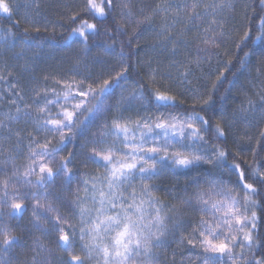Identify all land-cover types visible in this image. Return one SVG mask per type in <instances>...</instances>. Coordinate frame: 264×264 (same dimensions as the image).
I'll list each match as a JSON object with an SVG mask.
<instances>
[{
  "label": "snow or ice",
  "instance_id": "6c2138e0",
  "mask_svg": "<svg viewBox=\"0 0 264 264\" xmlns=\"http://www.w3.org/2000/svg\"><path fill=\"white\" fill-rule=\"evenodd\" d=\"M33 3L38 14L39 4L35 0ZM259 4L264 12V0H259ZM105 6L109 10L116 7L114 0H102V4L86 0L81 9L85 15L99 18V26L89 23L79 12L67 17L69 37H78L85 52L91 50V40L105 53L116 54L117 36H123L124 32L117 21H114L113 27L105 25L110 15ZM232 7L231 0H213L212 3L206 0H169L164 5H158L154 13H164L166 21L163 30L157 33L164 41L160 46V55L171 59L173 67L190 71L192 64L199 66L200 53L207 56L224 42V24L217 17L224 8ZM0 13L12 19L13 9L6 0H0ZM257 15L260 19L259 34L253 37L251 26L245 25L243 34L235 41L237 50L242 51L255 41L264 42V15ZM23 19L29 27H24L21 32L13 31L20 26V20H14L12 26L0 34V45L5 46V51L20 47L21 51L14 55L15 59L22 58L28 48L42 47L34 43L30 35L32 31L39 33L42 27L44 32L51 31L53 37L55 35V25L45 22L38 26L36 19L28 15ZM149 19L145 17V20ZM177 24H183L184 28L177 31ZM193 31V39H187ZM101 37L104 39L101 40ZM193 41H199L204 46L197 47L196 60L181 62L176 59L181 48H188ZM47 43L54 44L55 40ZM131 44L132 38H129L119 45L118 55L122 62L119 71L113 69L107 73V78L93 79L85 66L89 74L75 81L78 92L73 93L71 85H68L69 90L63 96L53 90L55 99H50L47 94L35 93L39 97L34 101L38 110H27V106L22 110L16 106L15 115L9 114L7 120L0 121V138L8 141L14 138L13 151L16 153L15 156L5 155L0 147V157L4 160L3 166H0V176L4 177L0 180V252L27 248L28 237L35 229L56 237L60 255L52 256L49 252V256L42 260L33 256L31 264H89L93 259L97 264H160V250L169 247L177 237L181 244L186 241L193 248L198 245L196 259L199 264H264V238L258 232L257 213L251 211L261 206L254 199L260 195V189L247 182L240 163L234 158L230 161L231 153L217 143L221 138L226 139L227 129L233 127L238 118L243 121L249 119L248 115L238 116L237 112L229 117L222 108L216 107L214 96L223 73L217 76V83L212 85L211 90L197 97L199 110L194 104L191 109L179 111L185 101H178L177 95L157 80L158 75L163 79L159 66L146 74L150 84L145 83L140 73L136 72L132 91L125 96L127 88L122 87L121 82L127 83L132 77L136 67L132 56L142 51L137 47L135 52L130 51L126 56L124 49H131ZM253 54L254 50L250 49L244 52V57ZM258 55L260 62L264 63V49ZM125 58L128 63H123ZM151 63L149 60V67ZM227 63L231 65L232 61ZM241 63H246V60ZM78 65L79 61L69 72L79 75ZM180 75L183 83L187 80L188 71ZM168 78L171 79L170 74ZM12 87L13 95L23 99L15 91V86ZM116 88H121L119 98L115 103H108ZM41 101L43 106H40ZM12 104L15 106L16 100ZM51 106L62 108L55 118L51 117ZM145 108H153L158 114L140 115L137 111L135 119L124 115L134 109ZM218 111L221 115L213 123V114ZM253 111L254 107L249 102V108H241L239 113ZM85 113L87 116L79 119ZM109 113H112L110 120ZM260 119L264 121V96ZM96 120L100 121L98 131L79 144L78 137L83 135L81 126ZM21 122L31 123L36 133H50L53 139L58 135L59 141L53 143V139L46 135L42 142L26 128L13 127ZM74 129L78 131L74 132ZM65 130L72 135L66 136ZM261 136L264 137V133ZM24 140L28 141L26 152ZM68 144L73 145V150L67 156L61 155ZM77 148L81 149L80 155L83 156L80 163H93L102 167L104 172L81 179L76 167ZM21 159L25 162L17 163ZM9 162L11 174L7 170ZM202 165H209L220 173L235 172L243 195H233V187L226 184L222 176H214L208 169L200 172ZM165 169L196 170L199 173L185 182V196L181 198L183 209L200 214L194 227L184 222L180 208L162 203L153 195L159 189L149 182ZM204 175L212 177L204 181L207 187L201 182ZM251 175L264 186V172L253 169ZM74 180L83 185L84 196L79 195V188L74 200L56 194L57 181L61 187L70 188ZM136 181L140 182L139 192L135 188ZM193 186L195 191L188 195L189 187ZM61 207L65 211H61ZM29 210L31 218L27 225L16 226L24 235H13L14 229L4 224V218L22 220ZM188 228L191 232L185 236ZM45 251L48 250L41 249V252ZM172 255L175 264V252ZM181 264H184L183 258ZM188 264L193 262L189 260Z\"/></svg>",
  "mask_w": 264,
  "mask_h": 264
},
{
  "label": "trees",
  "instance_id": "16d2710c",
  "mask_svg": "<svg viewBox=\"0 0 264 264\" xmlns=\"http://www.w3.org/2000/svg\"><path fill=\"white\" fill-rule=\"evenodd\" d=\"M13 9L12 19L9 20L5 14L0 13V34L12 26L14 20H20L19 28H13V31L21 32L24 27H29L24 23V16L34 17L38 22V26L43 25L45 22L55 25V35L51 31H41L30 33L34 43L41 44L40 48H28L24 52V56L20 59H15L14 55L21 51L20 47L13 48L5 51V46L0 45V117L2 114L15 115L16 106L27 110H38V106L34 101L39 99L35 93L41 95L47 94L55 86H65L70 79L79 81L81 77L91 73L95 77L100 73L104 75L107 73L102 69L104 67H113L115 71H119L121 66V58L118 55L119 45L121 41L127 42L132 38L131 49L125 48V54L132 51L135 52L136 48L142 49L137 55L132 56V63L136 64L132 77L127 84L131 87L132 81L137 79L136 72L140 73L145 83H151L149 77L146 75L151 69L159 66V73L163 74L157 76V80L163 83L165 87L170 88L173 94L177 95L178 101L183 99L185 103L180 106L179 111L183 112L185 108L191 109L196 105L199 110V102L197 97L204 92L211 90L212 85L217 83V76L223 73L221 82L218 84V90L214 96L216 107L222 108L224 114L231 117L233 112L239 115H248L249 119L243 121L237 119L233 127L227 129V137L221 138L217 143L226 147L231 153V159H235L240 163L241 169L245 171L246 180L248 183H253L255 187L260 189V195L254 197L260 203V207H254L251 211H255L258 217V232L264 238V186H261L257 179L251 175L253 169H258L264 172V121L260 119V105L262 103V96H264V63L260 62L259 52L264 49V42L255 41L251 43L248 48H243L242 51L237 50L235 41L239 39V35L243 34L245 25H250L252 28V36L259 34L260 19L258 13L264 15L261 11L259 0H231L232 8H224L218 15V19L224 24L225 39L219 48L211 50V54L205 55L200 53V64L191 65V70L187 68H180L179 66H171V59L160 55V46L164 43L163 39L157 35L165 27V14H155L154 10L158 5H164L169 0H114L116 7L109 10L105 6V11L110 15L105 20V25L109 27L114 26V21L119 22L124 35L117 36V49L116 54L105 53L102 48L95 46L90 40L91 50L85 52L83 46L78 42V37H69V21L67 17L73 13H81L89 23H97L99 26V18H93L92 15H85L81 12L86 0H35L39 4V10L35 8L33 0H6ZM97 4H102V0H96ZM212 3L213 0H206ZM218 2V0H217ZM131 5V6H130ZM255 9V12L253 11ZM124 10V11H123ZM247 14V19H245ZM145 17H150L145 20ZM208 19H211L209 17ZM64 25V27H60ZM164 25V26H163ZM75 27L76 25H71ZM204 25L201 26L203 28ZM184 28L183 24H177L176 30L179 31ZM195 36V31L187 35V39L192 40ZM55 40L54 44L49 45L47 41ZM101 40L104 38L101 37ZM204 47L199 44V41H193L188 48H181L180 54L176 59L184 62L185 60H196L197 47ZM82 47V48H81ZM171 45H169V48ZM253 49L255 54L248 58L244 57V52ZM151 60V66H148V61ZM231 60V65L228 61ZM246 63L242 64L241 61ZM27 61V66H26ZM79 61L78 70L79 75H73L69 69ZM139 61V63H136ZM123 63H128L127 59ZM85 66L88 67L89 72L85 71ZM188 71L187 80L181 83V72ZM170 74L171 79L168 78ZM114 75V72H113ZM47 77V79H45ZM103 78H107L104 76ZM59 81V83H57ZM124 83L123 81L121 82ZM15 91L23 97L18 99L13 95V87ZM155 87V85H153ZM119 88L115 89L114 94L108 98V103H115V94ZM183 93V95H181ZM4 98V99H3ZM223 98V99H221ZM16 100V105L12 101ZM245 101V102H244ZM249 102L254 107L253 112L239 113L241 108L248 109ZM238 103V104H237ZM43 106V101L40 103ZM91 107V105H89ZM140 111L152 115L155 113L153 108L139 109ZM164 111V109H161ZM158 114V113H155ZM203 114V113H201ZM221 115L218 111L213 114V123L216 122L217 117ZM87 116H81L79 119L83 120ZM112 113L108 114V118ZM14 128L21 130L27 129L32 132L38 139L43 142L41 133H36L31 123L25 124L24 122L14 125ZM83 128V135L78 137V143L83 144L86 137L91 134L93 125L89 122ZM227 127V125H226ZM93 128V129H92ZM74 132L78 131L76 129ZM72 134V133H71ZM47 135V134H46ZM48 136V135H47ZM40 137V138H39ZM53 139V138H51ZM59 141V138H54L53 143ZM25 152L27 140H24ZM15 139L12 141L0 138V147L5 153L15 156L13 147ZM73 150V145L68 144L66 150L61 153L64 156ZM78 160L76 167L79 169L80 178L87 179L92 176L101 175L104 172L102 167H97L93 163H80L83 157L80 155L81 149L77 148ZM3 157H0V166H3ZM17 163H24L23 159L18 160ZM208 169L212 173L218 171L212 167L201 166L200 172ZM8 172L11 174V165L8 164ZM219 172V171H218ZM175 173V174H174ZM219 174L227 177L230 180V187H233L234 193L243 195V190L240 184L237 183V174L235 172H223ZM199 175L196 170L180 169L177 171L164 170L155 180L149 182L154 185L159 191L153 192L155 197H158L162 203L176 205L181 209L182 219L186 224H191L193 227L198 222L200 214L192 213L183 209L181 205V198L185 196L183 189L185 182L191 180L193 177ZM4 179L0 176V180ZM205 180H209V176L204 175L201 177V182L204 187L207 184ZM140 184L136 185V191L139 192ZM77 188L80 189L79 195L84 196L83 185L78 180H74L69 187H60L55 189L56 194L61 197H68L70 200L75 199ZM195 191V187H189L188 195ZM176 197V198H174ZM62 204V202H61ZM61 211H65L61 207ZM167 211V210H166ZM4 224L9 228L14 229L13 235H24L17 225H27L28 215L24 213L23 219H9L4 218ZM191 232L188 228L184 233L187 236ZM40 237H44L46 248H50L54 253L60 255V251L56 245V237L54 235H45L42 231L32 230V234L28 237V247L25 249L14 248L9 253L0 252V264H31L33 256H36V244ZM188 245L179 243V237L175 242H171L170 246L166 249L160 250V264H173V252H175V264H180V253L187 251ZM239 251V249H237ZM42 258L48 257L47 253H42ZM89 264H97L95 259L89 261ZM102 264V262H100Z\"/></svg>",
  "mask_w": 264,
  "mask_h": 264
},
{
  "label": "rangeland",
  "instance_id": "374dc122",
  "mask_svg": "<svg viewBox=\"0 0 264 264\" xmlns=\"http://www.w3.org/2000/svg\"><path fill=\"white\" fill-rule=\"evenodd\" d=\"M112 68L113 67H109L108 66V67H104L102 70L104 72L106 71L108 73V72H110V71L113 70ZM107 73L105 75L103 73H100L98 76L95 75V77L93 75H91V76H92L93 79H96L97 77H101L103 75L107 77ZM75 81L76 80L70 79L68 81V84L65 85V86H59L58 85V86L53 87L49 92H47L48 97L50 99H55V95H53V90L55 91V94H58L60 96H63L69 90L68 85H71V90H72L73 93L78 92L79 89H78ZM122 87L127 88V91L124 93L125 96H127L132 91V87H130L127 83H123L122 84ZM120 93H121V88L118 89V92L114 96V98H116V100L119 98ZM60 111H62V108L60 106H51L50 107L51 117L52 118H55V114L57 112H60ZM137 111L139 112L140 115H149V114H146V113L140 111L139 109H134L132 112H125L124 115H125V117L131 116L133 119H135L136 116H137ZM41 115L43 116L45 114H41ZM7 119H8L7 114H2L1 117H0V121H5ZM108 119L110 120L111 117H109ZM91 123L94 126L93 127L94 129L91 132V134H92V133L98 131V125H99L100 121L99 120H96V121L91 122ZM46 134L48 135V138L49 139L52 138V135L50 133H43V132H41V136H42L41 139H44V137L46 136ZM65 135L67 136V135H72V134L69 133L67 130H65ZM90 135H88V137ZM88 137H86V139ZM56 138H59V136L57 135ZM89 148H91V145H89ZM5 155H7V154L5 153ZM9 164L11 165V162H9ZM206 166L211 168V166H209V165H206ZM165 170H168V169H165ZM177 170H180V169L171 170V171H177ZM212 170H213V168H212ZM213 175L214 176H217V177L221 176L219 174V172H216V171L213 172ZM211 179H212V177H209V180H211ZM223 180H224V182L226 184H228L230 186V183L231 182H230V180L227 177H223ZM137 184H140V182L139 181H136L135 187H136ZM60 187L61 186L59 185V181H57V187H56V189L58 190ZM237 194L238 193H234L233 192V195H237ZM214 199H219V197H215ZM25 213L28 215V220H29L31 218V211L29 210L28 212H25ZM205 218H209V217L206 216ZM42 243H44V237H40V239L38 240V243L35 245L36 246V252H35L36 253V256L35 257H36L37 260H42L43 259L41 256H42V253H44V252H41V249H47L48 250V251H45L47 253V256H49V252L52 254V256H57L56 253H54L50 248H46ZM198 252H199L198 245L195 248H193L192 246L188 245V250L180 253V255H179V260H180L179 262H180V264H181V259L182 258L184 260V264H188V261L189 260H191L193 262V264H199V261L196 259V256H197V253Z\"/></svg>",
  "mask_w": 264,
  "mask_h": 264
},
{
  "label": "bare ground",
  "instance_id": "6f19581e",
  "mask_svg": "<svg viewBox=\"0 0 264 264\" xmlns=\"http://www.w3.org/2000/svg\"><path fill=\"white\" fill-rule=\"evenodd\" d=\"M131 6V5H130ZM124 11V10H123ZM164 26V25H163ZM258 42V41H257ZM82 48V47H81ZM88 68V67H87ZM104 76V75H103ZM74 80V79H73ZM4 99V98H3ZM19 99V98H18ZM42 102V101H41ZM245 102V101H244ZM238 104V103H237ZM94 127V126H93ZM93 129V128H92ZM40 138V137H39ZM83 157V156H82ZM206 166V165H205ZM214 171V170H212ZM215 172V171H214ZM218 172V171H217ZM225 173V172H224ZM215 174V173H214ZM239 194V193H238Z\"/></svg>",
  "mask_w": 264,
  "mask_h": 264
}]
</instances>
